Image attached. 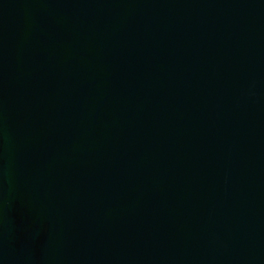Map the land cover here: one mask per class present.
Here are the masks:
<instances>
[{"label": "water", "instance_id": "water-1", "mask_svg": "<svg viewBox=\"0 0 264 264\" xmlns=\"http://www.w3.org/2000/svg\"><path fill=\"white\" fill-rule=\"evenodd\" d=\"M0 264H264V0H0Z\"/></svg>", "mask_w": 264, "mask_h": 264}]
</instances>
